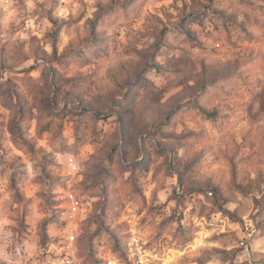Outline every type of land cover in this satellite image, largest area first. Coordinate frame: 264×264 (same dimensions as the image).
<instances>
[{
	"label": "clouds",
	"instance_id": "9594fccd",
	"mask_svg": "<svg viewBox=\"0 0 264 264\" xmlns=\"http://www.w3.org/2000/svg\"><path fill=\"white\" fill-rule=\"evenodd\" d=\"M0 264H264V0H0Z\"/></svg>",
	"mask_w": 264,
	"mask_h": 264
}]
</instances>
